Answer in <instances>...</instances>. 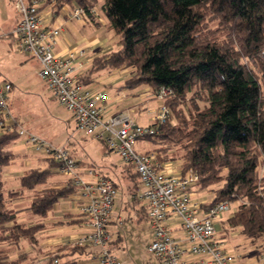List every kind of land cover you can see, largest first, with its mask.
<instances>
[{"label": "trees", "instance_id": "trees-1", "mask_svg": "<svg viewBox=\"0 0 264 264\" xmlns=\"http://www.w3.org/2000/svg\"><path fill=\"white\" fill-rule=\"evenodd\" d=\"M43 1L52 5L55 15L67 5H79L93 21L101 3L120 46L94 57L81 80L91 85L101 72L131 69L121 87L146 85L153 93L170 89L164 103L174 119L154 122L158 133L144 139L157 146L160 161L181 158L184 169L194 168L198 191L214 189L205 206L226 200L237 203L223 222L226 233L239 229L264 251V0ZM1 128L0 243L21 249L22 241L36 239L43 224L18 222L20 210L9 204L16 194L7 193L2 169L16 158L9 146L19 130L16 125ZM177 148L182 150L180 157L171 154ZM57 164L49 159L47 168L27 170L20 178L22 188L47 186ZM127 171L131 188L137 191L139 175L132 165ZM77 190L70 180L45 188L28 209L46 217L57 202ZM81 248L64 247L73 252ZM60 256L49 263L55 264ZM16 262L0 253V264ZM73 263L66 259L60 264Z\"/></svg>", "mask_w": 264, "mask_h": 264}, {"label": "built area", "instance_id": "built-area-1", "mask_svg": "<svg viewBox=\"0 0 264 264\" xmlns=\"http://www.w3.org/2000/svg\"><path fill=\"white\" fill-rule=\"evenodd\" d=\"M13 1L20 16L13 30L16 50L40 62L41 76L56 101L71 113L77 127L86 135L106 142L123 163L137 171L140 198L153 228L147 250L157 260L156 264H264V253L254 261L243 260L220 235V220L233 210L232 203L226 200L205 206L212 200L197 197L199 174L194 168L184 169L160 161L156 152L138 151V141L158 133L157 127L138 124L127 110L108 112L105 106L108 90L83 83L85 65L77 61L76 52L66 55L55 52L63 28L62 24H50L52 5L43 0ZM71 8L69 18L87 17L81 6ZM77 54L83 56L85 50ZM12 88L11 82L0 81V127L16 125L9 105ZM170 94L172 91L165 87L153 94L161 101L152 109L157 124L172 119V110L164 103ZM18 130L34 153L58 163L55 171L67 177L84 198L81 211L87 231L75 240V245L98 247L99 264H122L109 249V224L118 196L115 181L92 166H82V161L66 147L55 146L22 126Z\"/></svg>", "mask_w": 264, "mask_h": 264}, {"label": "crops", "instance_id": "crops-1", "mask_svg": "<svg viewBox=\"0 0 264 264\" xmlns=\"http://www.w3.org/2000/svg\"><path fill=\"white\" fill-rule=\"evenodd\" d=\"M10 5L13 11L17 12L13 0H0V16L3 22L7 24L11 22L14 14L13 13L11 15ZM69 10L70 9L65 6L58 15L53 13L49 17L51 25L62 24L63 28L62 34L56 44L55 52L58 55H66L70 52H76V56H78L77 61L83 62L86 73L91 67L94 57L115 49L110 45L109 36H107L105 32H98L99 29L96 26V21L93 22V20L88 15L83 19L69 18L67 16ZM18 21L19 20L16 18L15 23H12L10 30L4 34V37L8 36L10 38L14 48L15 37L13 35V30ZM77 21L81 23H77L79 25L88 26L89 31L86 33V35H82L81 33L77 34L78 28L77 24L75 23ZM101 23L103 26L106 25V22L103 19H101ZM79 50H85V54L83 56H79L77 54ZM15 51L20 57H22V59L33 58L27 54L19 53L16 48ZM34 59L38 61L36 58ZM38 63L40 64L39 61ZM27 64L28 63H26V65ZM4 68L6 70V64L0 60V81L11 82L13 86L12 89H14L16 87V83L18 84L19 78L13 77L10 79V77L3 75L2 72L4 71ZM125 71H128V69L101 72L92 83V85L105 87L108 90L109 97L105 103L108 112L127 110L134 114L137 109H147L149 104L148 100H151V97H153L152 89L146 85L133 89L121 87L127 78L123 79V77L118 76H120ZM105 73L107 74L102 76ZM9 105L16 122L17 129L22 126L45 139L47 138L46 136L48 133H50L52 128L51 125L43 122L38 117H33L31 115V117H28L24 115L22 108L20 107V102L16 99V96H13V99L12 96L10 97ZM136 120L138 124H141L138 118H136ZM7 128L11 127L8 125L4 129ZM2 131L3 128L0 127V134ZM146 140L149 141L148 139H141L138 141L137 150L141 152L157 153V146L155 144H153L152 147L147 146L145 142ZM149 142L153 143L152 141ZM104 144L106 151H113L109 149L106 142H104ZM9 148L16 155L15 160L11 164L4 166L2 169L3 180L7 193L9 194L11 192L10 194H16L13 197H10L9 204L13 210H20L17 218L18 222L27 225L42 223L43 227L37 233L36 239L22 241L21 249H18L12 245L0 243V253L7 255L10 260H18L16 264H51L49 263L50 260L58 254H61V256L55 257L54 262H56L55 260H58V263L56 262L55 264H60L66 259L74 262L73 264H99L98 247L85 246L81 249H77L74 252L72 249H64V247L67 246H76L75 240H77L79 236L87 231L86 219L81 211L84 204V198L81 192L77 190L68 198L57 202L54 205L52 211L46 217H41L32 213L28 207L37 192H40L45 188L63 186L68 182L69 179L57 173L55 171L56 167H53V175L49 179L47 186H41L36 190L23 189L20 183V178L24 175V173L27 170L35 167L47 168L49 158H45L34 153L30 146L26 143L25 139L20 135L10 144ZM70 152L72 155L76 156L82 161V166H93L98 172L112 178L116 183L120 178V186L121 183H124L127 190V195L125 197H121L120 204L118 203V198L116 199L112 218L109 224V231L111 234L109 249L111 253L122 262V264H148L147 262L145 263L142 261L139 255L136 254V247L132 246V242L128 241V235L131 233L130 230L133 224L135 225L134 227L136 228V232H148L147 235L149 238H151L150 242L153 239V228L151 224H149L150 222L148 221L146 208L144 206L143 200L140 198L141 184L137 191H134L131 188L132 182L127 171L128 164L123 163L120 159L121 167L119 171H117L118 173L115 172L116 177H114L110 174V171L113 170V167L110 166L109 168L106 166L105 171L104 169L99 167L97 168L92 163L81 159L74 150H71ZM166 162H172L177 167H182L181 158L170 159ZM120 186L118 187V190ZM199 192L200 191L196 190L197 197L202 199L201 196H199ZM202 200L210 201L206 196H203ZM126 224L128 225L125 227ZM21 252L24 254L22 259L19 258V254ZM261 254L263 253L251 254L248 252L247 254L241 256L243 260L254 261V259H256ZM156 263L157 260L155 259L154 262L149 264Z\"/></svg>", "mask_w": 264, "mask_h": 264}, {"label": "rangeland", "instance_id": "rangeland-1", "mask_svg": "<svg viewBox=\"0 0 264 264\" xmlns=\"http://www.w3.org/2000/svg\"><path fill=\"white\" fill-rule=\"evenodd\" d=\"M100 6L101 3L98 4L94 11L96 21L99 22V24L95 22L97 28L99 29L96 30H98V32H105L110 38V45L112 46V48L117 49L120 46L119 37L116 35L114 30L109 29L107 25L108 20L102 12ZM66 7L68 9H72L69 5H67ZM10 8L11 15L13 13L14 14L9 24L3 22L0 16V60L6 64V70L4 68V71L2 73L3 75L10 77V79H12L13 77L19 78L18 84L16 83V87L11 90L12 93L10 92V97L12 96L13 99V96H16V99L20 102V107L22 108V112L24 113V115L28 117L30 115L33 117H38L43 122L52 126L50 133H48L46 137L48 138V141H50L53 145L58 147H66L67 149H69V151L74 150L81 159L85 160L86 162L92 163L97 168L99 167L101 169H104L105 171L106 166H108L109 168L110 166L113 167V170L110 171V174L116 177V173H118L117 171H119L121 167V161L118 154L114 151H106L104 141L86 135L84 130L77 127L71 113L68 112L63 106H61L56 101V99H54V96L48 88L45 80L41 75H39L41 67L38 61H36L34 58L22 59V57H20L15 51L10 38L8 36L4 37V34L12 27V23H15L16 18L18 20L20 19L18 12L13 11L11 5ZM101 19L106 22V25H102ZM75 23L77 24L80 22L77 21ZM77 28V34L81 33L82 35H86V33L89 31L88 26L77 24ZM26 63L28 64L26 65ZM106 74L107 73L103 74L102 76ZM130 74L131 69H128V71L123 72L118 77H123V79H126L130 76ZM153 94L154 93H152V99L148 100L149 104L147 106V109H137L133 114L143 125L151 126L154 123V118L151 110L153 108H157L161 104V101ZM173 119L174 118L172 117V120ZM145 142L147 146L150 147H152L154 144L147 140ZM181 153L182 150L179 148L171 152V154L177 157H180ZM117 183L120 186V178L117 180ZM213 191L214 189L208 191H200L199 196H201L202 199L203 196H206L207 198H209V200H212L211 198H213L214 194ZM126 195V187L124 183H121L117 196L119 204L121 202V197H125ZM236 204L237 203L232 205L233 208H236ZM231 213L232 212H228L222 215L219 223V233L226 239L229 248H235L236 250H234L238 255H244L248 252H250L251 254L264 253V251L260 250V246L262 245L257 246L255 244H252L249 239L243 237L240 234L239 229L230 230L226 233L223 227V222L226 221ZM128 224H126L125 227ZM134 226V224L131 226V233L128 235V241L132 242L131 245L136 247V254L139 255L142 261H144L145 263L147 262L148 264L154 262L155 257L147 251V247L150 244L151 239L147 235L148 232H136V228Z\"/></svg>", "mask_w": 264, "mask_h": 264}]
</instances>
